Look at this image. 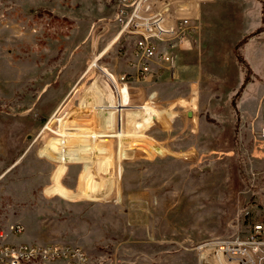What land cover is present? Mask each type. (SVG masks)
<instances>
[{"label":"rangeland","instance_id":"374dc122","mask_svg":"<svg viewBox=\"0 0 264 264\" xmlns=\"http://www.w3.org/2000/svg\"><path fill=\"white\" fill-rule=\"evenodd\" d=\"M123 1L0 0V242L264 264V0H200L173 65L144 80Z\"/></svg>","mask_w":264,"mask_h":264},{"label":"built area","instance_id":"2783aa9c","mask_svg":"<svg viewBox=\"0 0 264 264\" xmlns=\"http://www.w3.org/2000/svg\"><path fill=\"white\" fill-rule=\"evenodd\" d=\"M197 4L198 0L121 2L116 15V22L121 27L118 38L129 36L133 40V53L137 62L132 77L144 80L152 74L155 64L173 65L170 49L189 41V37L198 28ZM163 68L166 69V66ZM126 77L127 75H124L122 80ZM255 230L261 233L264 227L257 225ZM24 232L25 226L22 223H15L9 228L11 235H21ZM6 236L8 234L0 232V239H5ZM230 252L236 259L242 257L249 261L253 258L251 253L245 252L243 243H235ZM89 262L87 251L78 245L62 242L13 245L4 240L0 242V264H89Z\"/></svg>","mask_w":264,"mask_h":264},{"label":"crops","instance_id":"0c3cea01","mask_svg":"<svg viewBox=\"0 0 264 264\" xmlns=\"http://www.w3.org/2000/svg\"><path fill=\"white\" fill-rule=\"evenodd\" d=\"M201 7V2H200V0H198V4H197V6H196V11H197V15L199 14V8ZM111 45V44H110ZM109 45V46H110ZM108 46V47H109ZM108 47H106V49L108 48ZM31 244H33V243H31Z\"/></svg>","mask_w":264,"mask_h":264}]
</instances>
